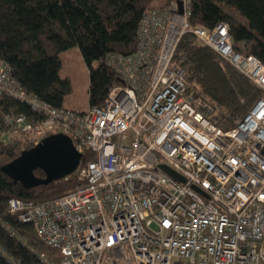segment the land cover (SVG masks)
Listing matches in <instances>:
<instances>
[{
	"label": "built area",
	"instance_id": "1",
	"mask_svg": "<svg viewBox=\"0 0 264 264\" xmlns=\"http://www.w3.org/2000/svg\"><path fill=\"white\" fill-rule=\"evenodd\" d=\"M188 14L189 0L144 9L134 50L106 56L122 83L82 112L24 94L0 64V92L43 116H4L7 125L34 143L63 132L82 155L94 153L81 156L66 192L7 200L9 212L60 251L46 264H264V62L233 48L226 22L190 26ZM186 31L260 88L228 129L187 92L185 69L172 60Z\"/></svg>",
	"mask_w": 264,
	"mask_h": 264
},
{
	"label": "trees",
	"instance_id": "2",
	"mask_svg": "<svg viewBox=\"0 0 264 264\" xmlns=\"http://www.w3.org/2000/svg\"><path fill=\"white\" fill-rule=\"evenodd\" d=\"M170 0H0V64L9 68L16 86L26 95L53 107H65L71 89L61 77L59 52L77 46L88 67V106L101 105L108 89L122 78L106 63L109 53H130L144 9L163 7ZM226 22L231 44L264 62V0H189L190 26L212 28ZM172 60L185 69L187 92L211 106L217 124L228 129L253 105L260 88L207 45L184 32ZM71 109V108H70ZM79 112L84 109H76ZM28 121L43 116L20 97L0 92V166L31 147L33 137L3 121L18 115ZM94 153L84 149L82 161ZM34 174L44 176L40 168ZM77 184L68 178L25 188L0 170V264L57 262L60 251L46 245L31 222L21 221L7 208L11 196L45 200ZM43 254V256L41 255ZM50 264V263H49Z\"/></svg>",
	"mask_w": 264,
	"mask_h": 264
},
{
	"label": "water",
	"instance_id": "3",
	"mask_svg": "<svg viewBox=\"0 0 264 264\" xmlns=\"http://www.w3.org/2000/svg\"><path fill=\"white\" fill-rule=\"evenodd\" d=\"M81 156L82 153L75 148L71 136L54 132L41 137L31 147L22 149L17 156L3 163L0 170L14 182L30 188L71 174L79 164ZM159 167L184 180L183 176L166 164L160 163ZM36 168H40L44 176L35 175ZM193 187L197 189L196 186Z\"/></svg>",
	"mask_w": 264,
	"mask_h": 264
},
{
	"label": "rangeland",
	"instance_id": "4",
	"mask_svg": "<svg viewBox=\"0 0 264 264\" xmlns=\"http://www.w3.org/2000/svg\"><path fill=\"white\" fill-rule=\"evenodd\" d=\"M59 55L61 58L59 74L61 77L69 78L71 83V89L65 94L64 101L70 107L85 110L88 107L89 77L88 67L81 56L80 50L77 46H73L59 52ZM72 110L77 111L76 109Z\"/></svg>",
	"mask_w": 264,
	"mask_h": 264
},
{
	"label": "crops",
	"instance_id": "5",
	"mask_svg": "<svg viewBox=\"0 0 264 264\" xmlns=\"http://www.w3.org/2000/svg\"><path fill=\"white\" fill-rule=\"evenodd\" d=\"M63 106H65V107L69 106V107H67V108H71V109H78V108H76V107H70V105L67 104L65 101H64V105H63Z\"/></svg>",
	"mask_w": 264,
	"mask_h": 264
}]
</instances>
